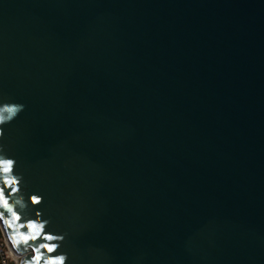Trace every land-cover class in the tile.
<instances>
[{"label":"water","instance_id":"95a60500","mask_svg":"<svg viewBox=\"0 0 264 264\" xmlns=\"http://www.w3.org/2000/svg\"><path fill=\"white\" fill-rule=\"evenodd\" d=\"M0 190L18 264H264V0H0Z\"/></svg>","mask_w":264,"mask_h":264},{"label":"built area","instance_id":"2783aa9c","mask_svg":"<svg viewBox=\"0 0 264 264\" xmlns=\"http://www.w3.org/2000/svg\"><path fill=\"white\" fill-rule=\"evenodd\" d=\"M17 258L10 249L7 239L0 228V264H18Z\"/></svg>","mask_w":264,"mask_h":264},{"label":"snow or ice","instance_id":"6c2138e0","mask_svg":"<svg viewBox=\"0 0 264 264\" xmlns=\"http://www.w3.org/2000/svg\"><path fill=\"white\" fill-rule=\"evenodd\" d=\"M3 171L5 172V173H7V172H9L10 171V167L9 166H5L4 168H3ZM2 196H3V191L2 190H0V198H2ZM3 206H4V208H7L8 207V204H7V200H3ZM9 211H10V209H9ZM3 214L2 213H0V216H2ZM13 219H18V217H13ZM10 226V225H9ZM31 227H35L34 225H32ZM49 239H50V237H49ZM49 251H51V249H49ZM39 259V258H38Z\"/></svg>","mask_w":264,"mask_h":264},{"label":"clouds","instance_id":"9594fccd","mask_svg":"<svg viewBox=\"0 0 264 264\" xmlns=\"http://www.w3.org/2000/svg\"><path fill=\"white\" fill-rule=\"evenodd\" d=\"M23 106L22 105H18L15 106L13 109H10L11 111H13L14 113H18L22 110Z\"/></svg>","mask_w":264,"mask_h":264},{"label":"bare ground","instance_id":"6f19581e","mask_svg":"<svg viewBox=\"0 0 264 264\" xmlns=\"http://www.w3.org/2000/svg\"><path fill=\"white\" fill-rule=\"evenodd\" d=\"M14 256L17 258V260L19 261V257L16 255V254H14Z\"/></svg>","mask_w":264,"mask_h":264}]
</instances>
